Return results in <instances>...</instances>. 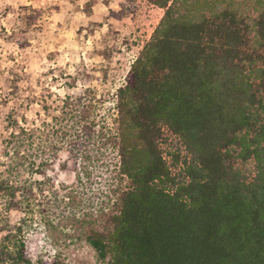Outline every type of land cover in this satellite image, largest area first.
I'll return each mask as SVG.
<instances>
[{"label": "trees", "instance_id": "1", "mask_svg": "<svg viewBox=\"0 0 264 264\" xmlns=\"http://www.w3.org/2000/svg\"><path fill=\"white\" fill-rule=\"evenodd\" d=\"M154 3L163 14L115 91L114 130L91 129L93 106L82 94L66 96L54 141L9 117L0 264H44L27 250L26 218L10 225L7 214L46 213L36 197L50 196L38 182H15L16 168L43 177L62 147L80 154L94 135L101 144H90L114 149L113 169L129 181L113 188L114 201L102 200V227L84 233L97 261L264 264V0ZM161 128L185 152L176 174L163 158Z\"/></svg>", "mask_w": 264, "mask_h": 264}, {"label": "rangeland", "instance_id": "2", "mask_svg": "<svg viewBox=\"0 0 264 264\" xmlns=\"http://www.w3.org/2000/svg\"><path fill=\"white\" fill-rule=\"evenodd\" d=\"M154 2L0 0L1 161L2 142L13 130L9 117L57 140L61 135L53 131L61 129L66 96L70 100L82 94L92 104L91 129L114 130L115 91L126 82L131 62L163 14ZM161 133L163 158L176 174L185 152L167 129L161 128ZM97 139L84 138L77 155L62 147L42 169L43 177L16 168L15 182H38L35 187L40 185L50 196L36 197L46 213L35 208L32 215L16 210L7 214L10 225L26 218L23 239L34 262L39 258L44 264H101L84 233L102 227V200L114 201L113 188H123L129 181L113 169L114 149L90 144ZM171 154L180 156L178 163Z\"/></svg>", "mask_w": 264, "mask_h": 264}]
</instances>
